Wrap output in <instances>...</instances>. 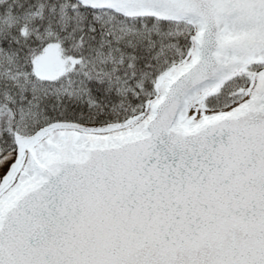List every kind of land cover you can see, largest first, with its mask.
Wrapping results in <instances>:
<instances>
[{
  "label": "snow or ice",
  "instance_id": "1",
  "mask_svg": "<svg viewBox=\"0 0 264 264\" xmlns=\"http://www.w3.org/2000/svg\"><path fill=\"white\" fill-rule=\"evenodd\" d=\"M0 264H264V0H0Z\"/></svg>",
  "mask_w": 264,
  "mask_h": 264
}]
</instances>
